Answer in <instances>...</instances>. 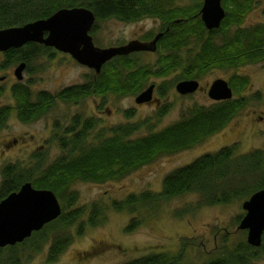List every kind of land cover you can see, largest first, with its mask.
<instances>
[{
  "label": "trees",
  "instance_id": "trees-1",
  "mask_svg": "<svg viewBox=\"0 0 264 264\" xmlns=\"http://www.w3.org/2000/svg\"><path fill=\"white\" fill-rule=\"evenodd\" d=\"M257 2L223 0L226 15L218 28L210 30L199 14L203 0H189L184 4L181 0H0V29L46 18L60 8L83 6L95 15L91 31L98 23L110 19L136 22L157 18L161 21L159 32L163 33L154 51L158 55L154 64L142 63L139 59L141 53L148 51L115 56L84 83L69 86L56 96L40 92L37 104L29 101L27 86L14 85V98L21 103L17 115L24 121L40 117L52 108L54 98L70 103L91 95L103 98V102L110 96H137L148 86L151 76L162 78L179 69L182 73L177 76L178 81L198 80L213 68H237L264 61V23L242 26L245 16ZM149 39H152V34ZM188 45H192V50L184 57L181 51ZM49 50V47L34 42L21 48H11L4 53L3 67L20 61L29 63L37 56L48 54ZM228 83L233 89L231 99L208 106L193 104L181 119L159 130H152L153 126L147 120L124 123L110 127L107 135L103 134V130L98 131L90 142L92 130L100 120L75 115L70 125L63 129L65 134L71 135L56 138L61 150L57 158L47 162L42 154H34L32 165L14 162L4 166L0 200L17 191L24 182L31 181L34 187L50 189L56 194L62 213L22 242L0 247V264H18L15 249L24 245L40 252L47 244L48 260H57L73 239L84 233L86 225L94 226L102 222L108 209L133 215L125 228L126 232H132L143 223L144 216L155 215L161 205L186 194H198L197 206L202 207L245 200L256 190L264 188V151L238 154L236 146L231 145L203 154L167 173L159 191L145 190L106 204L94 202L90 206H76L79 199L78 191L73 188L76 182L120 180L161 155L192 148L225 128L249 100L248 96L241 95L249 86L247 76L234 73ZM172 87L173 84L165 80L157 85L156 92L163 97ZM2 93L0 88V95ZM168 107L166 104L156 111L157 121L167 113ZM10 114L9 107H0V129L5 126ZM133 114V110L125 112L127 118L133 117ZM144 124L150 130L132 137ZM181 212L177 214L181 215ZM241 218L242 215H239L238 221ZM188 244L189 240H184L181 249L172 256L155 253L122 264H187L185 254ZM262 256L264 234L259 247L240 240L230 246L223 245L215 251L213 258L200 264H258Z\"/></svg>",
  "mask_w": 264,
  "mask_h": 264
},
{
  "label": "rangeland",
  "instance_id": "rangeland-1",
  "mask_svg": "<svg viewBox=\"0 0 264 264\" xmlns=\"http://www.w3.org/2000/svg\"><path fill=\"white\" fill-rule=\"evenodd\" d=\"M185 1L189 2L181 0V3L184 4ZM263 9L264 0H258L245 16L242 26L264 23ZM160 28L161 21L157 18H144L136 22L110 19L98 23L90 34L95 45L105 48L121 45L132 39L147 40L151 34L154 36L158 33ZM191 50L192 45H188L181 53L186 57ZM151 52L139 55L142 63L156 62L158 55ZM3 61L4 56L0 53V76L9 73L6 82H0V88L3 89L0 106L14 105L10 88L14 83H18L14 74L17 64L3 67ZM28 66L22 82L34 93H57L69 85L83 83L93 75L91 69L60 51L51 57L40 55L30 60ZM181 73L182 70L179 69L162 78L151 76L148 86L155 83L157 87L162 81L168 80L173 87L163 97L159 96L155 89L154 96L158 101L150 104H137L135 95L122 98L110 96L105 102L103 98L91 95L76 102L56 101L47 114L31 123L21 122L13 108L5 126L0 129V183L2 168L9 163L32 165L35 162L34 154H42L41 157L47 162L57 158L61 150L56 138L63 133V129L71 123L75 115L100 120L92 130L90 142L97 136L98 131L103 130V134L107 135L110 127L124 123L147 120L148 124H152V130H159L181 119L189 106H208L213 103L208 96L212 82L218 78L229 82L234 73L249 78V86L241 93L248 96L249 100L246 107L225 128L192 148L161 155L152 163L139 167L120 180L104 183L76 182L73 185L79 194L76 206H90L94 202L106 204L115 199H122L130 193L145 190L159 191L167 173L224 146L235 145L238 154L264 151L263 60L237 68H213L198 79L201 88L188 95L180 94L175 88L179 82L177 76H181ZM166 104L169 105L167 113L157 121L156 111ZM127 110L134 111L133 117L125 116ZM145 124L132 137L147 133L150 129ZM199 199L196 193L172 199L161 205L155 215L144 216L143 223L132 232H126L125 228L133 215L108 209L105 219L94 226L86 225L84 233L75 237L57 260H48L47 244L40 252H34L24 245L23 248L15 249L18 264H122L149 254L175 255L186 239L189 244L186 246L185 262L200 264L213 258L215 251L223 245L230 246L240 240H246V230L237 229L238 216L245 214L242 208L244 199L228 204L198 207ZM178 211H182V214L178 215ZM258 264H264V256Z\"/></svg>",
  "mask_w": 264,
  "mask_h": 264
},
{
  "label": "water",
  "instance_id": "water-1",
  "mask_svg": "<svg viewBox=\"0 0 264 264\" xmlns=\"http://www.w3.org/2000/svg\"><path fill=\"white\" fill-rule=\"evenodd\" d=\"M222 2L203 0L199 14L207 29L221 25L226 15ZM94 22V12L87 7L60 8L46 18L1 28L0 52L21 48L29 42H38L70 54L78 63L98 74L103 64L115 56L139 51L154 52L163 34L157 33L150 41L132 39L121 45L102 48L95 45L90 34ZM25 67V62L16 66L14 74L18 80L23 78ZM3 79L4 76H0V80ZM154 87L153 83L141 91L135 97V102H150ZM175 88L180 94L187 95L195 93L201 86L197 79H184ZM208 96L214 101L231 99L233 89L227 80L218 78L210 85ZM242 208L245 214L237 229L246 230L247 243L259 247L264 234V188L256 190L245 199ZM61 213L62 205L52 190L36 188L31 181L24 182L17 191L0 200V247L22 242L34 231L57 219Z\"/></svg>",
  "mask_w": 264,
  "mask_h": 264
},
{
  "label": "flooded vegetation",
  "instance_id": "flooded-vegetation-1",
  "mask_svg": "<svg viewBox=\"0 0 264 264\" xmlns=\"http://www.w3.org/2000/svg\"><path fill=\"white\" fill-rule=\"evenodd\" d=\"M159 33V32H158ZM157 34V33H156ZM155 34V35H156ZM154 35V36H155ZM154 36H152V38L154 37ZM141 40V39H140ZM151 39H149V40H142V41H150ZM34 43H37V44H39V45H43V46H45V47H49V46H46V45H44V44H42V43H38V42H34ZM50 48V50H49V52H48V54H45V55H48L49 57H51V56H53V54L54 53H56L57 51H59V50H57L56 48H54V47H49ZM7 51V50H6ZM6 51H3V52H0V53H2L3 54V56H4V53L6 52ZM60 52H62V51H60ZM140 52H144V51H140ZM149 52V51H148ZM63 53H65V52H63ZM65 54H68V53H65ZM44 55V54H43ZM70 55V54H69ZM71 56V55H70ZM38 57V56H37ZM37 57H35L34 59H36ZM72 57V56H71ZM73 58V57H72ZM74 59V58H73ZM75 60V59H74ZM21 62H25L26 63V67H25V70L23 71V78L21 79V80H18L17 78V80H18V83H14L12 86H11V88H10V90H11V94H12V97H13V99H14V105H2V106H0V107H9L10 108V112H12L14 109H15V111H16V113L21 109V103L20 102H17V100L14 98V93H13V90H12V87L14 86V85H25L22 81H23V79H24V72L25 71H27L28 70V65H29V63L28 62H26V61H20V63ZM20 63H18V64H20ZM17 64V65H18ZM87 67V66H86ZM89 69H91V68H89ZM92 71H93V73L95 72L93 69H91ZM96 74V73H95ZM8 75H9V73L8 74H5V75H1V76H4V79L3 80H0V82H6V80H7V78H8ZM84 83V82H83ZM77 84H81V83H77ZM155 84V83H154ZM75 85V84H74ZM25 86H27V85H25ZM69 86H72V85H69ZM69 86H67V87H69ZM66 87V88H67ZM63 89H65V88H63ZM62 89V90H63ZM155 89H156V84H155V88H154V91H155ZM26 90H28V92H29V96H28V99H29V101L32 103V104H37V101H38V94L40 93V92H46V93H48L49 95H51V96H56V94L58 93V92H60V91H58L57 93H51V92H49V91H40V92H38V93H34V92H32L31 91V89L27 86V88H26ZM61 99H59V98H54V103H53V105L55 104V102L56 101H60ZM157 99H156V97L154 96V92H153V99L150 101V102H146V103H142V104H150V103H152L153 101H156ZM19 101H20V99H19ZM158 101V100H157ZM213 101V103L214 102H219V101H223V100H217V101H214V100H212ZM63 102V101H62ZM212 104V103H211ZM53 105H52V107H53ZM14 108V109H13ZM49 110H50V108L44 113V114H42L40 117H36L35 119H33V120H31V118H30V120H22V119H20L19 117H18V115H17V117H18V119L21 121V122H24V123H31V122H34V121H37V120H39L42 116H44L45 114H47L48 112H49ZM70 125V124H69ZM68 125V126H69ZM70 136L71 134H65L64 133V130H63V133L60 135V136ZM58 138V137H57ZM58 142V141H57Z\"/></svg>",
  "mask_w": 264,
  "mask_h": 264
}]
</instances>
